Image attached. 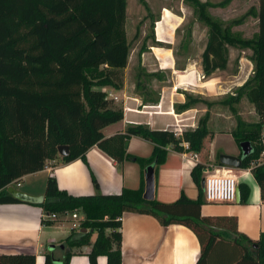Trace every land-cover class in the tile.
<instances>
[{
	"label": "trees",
	"instance_id": "1",
	"mask_svg": "<svg viewBox=\"0 0 264 264\" xmlns=\"http://www.w3.org/2000/svg\"><path fill=\"white\" fill-rule=\"evenodd\" d=\"M231 1L217 6L226 7ZM126 9L127 0H0V205L22 203L8 196L6 188L43 171L46 162L85 161L86 152L97 147L117 164H137L141 184L137 190L101 194L97 179L90 173L96 193L74 196L60 190L54 177H48L43 203L30 204L41 209V224L50 227L70 213L82 215L78 231L72 229L63 243L61 264H69L84 247H90V264H97L99 256H105L107 264H122L120 230L125 213L150 215L163 227L180 225L191 230L201 245L195 264H264V232L252 241L237 232L234 218L201 216V207L206 204L201 186L207 170L204 164H195L190 172L197 199L190 200L184 192L168 204L143 199L148 166H154L156 176L168 150L183 153V143L188 144V152H201L205 139L211 136L206 118L179 136L173 130L129 125L121 133L104 137V128L123 119V109L101 89L122 87L129 61ZM253 15L258 31L250 40L233 36L227 27L205 18L209 37L201 68L205 79L226 70L228 45L252 52L253 72L238 94L245 95L258 119L252 124L236 120L231 135L238 147L242 142L250 143L249 155L242 156L240 150V169H251L264 203V163L252 166L261 153L264 121V0H258ZM185 95L183 104L174 105L177 113L192 108ZM131 137L150 142L151 155L142 158L128 154L124 146ZM61 145L69 148L67 157L58 156ZM216 163L223 167L219 156ZM239 188L241 203H245L249 188ZM53 214L56 219L47 218ZM93 233L96 239L91 243ZM227 233L233 235V241L223 238ZM0 264H35V256L0 254ZM44 264H53L49 255Z\"/></svg>",
	"mask_w": 264,
	"mask_h": 264
},
{
	"label": "crops",
	"instance_id": "2",
	"mask_svg": "<svg viewBox=\"0 0 264 264\" xmlns=\"http://www.w3.org/2000/svg\"><path fill=\"white\" fill-rule=\"evenodd\" d=\"M168 31L169 22L166 20L161 24V32L165 35ZM142 60V65L147 69L148 74L164 73L168 76V80L165 82L158 76L152 80L147 78L144 86L136 90L134 84L128 82L124 75L120 89L102 88V91L116 98L115 101L113 100L114 104L123 109L122 121L103 129L105 138L123 132L129 125H146L152 130L159 131L194 129L198 124L199 115L205 110L192 107L176 113L174 105L184 103V92L195 91L199 95L217 98L216 96L228 93L230 88L241 87L253 72L252 60L245 57L238 58L237 70L227 78L230 86L226 91L220 86L221 80L216 75L226 73L231 67V59H228L227 70L218 71L207 78L206 88H203L205 79L201 64L193 65L188 60L184 70L180 72L175 69L174 61L171 59L165 61L158 56L153 58L143 55ZM127 67L124 69V74ZM220 108L222 106H218L217 110L221 111ZM215 120L218 123H225L227 127L211 129ZM235 125V121L224 113H211L207 122L211 136L205 139L201 152L196 153V160H191L189 153L168 150L167 159L155 176L154 199L161 203H173L179 199L182 192L190 200L197 199L198 191L190 177L192 168L195 164L202 163L207 167V175H210L218 168L214 165L217 153L219 156L238 157L240 147L231 135ZM219 138L227 142L226 147L223 145L224 149L218 144ZM125 143L127 144L125 150L130 155L142 158L151 155L152 144L148 141L131 137ZM234 171L237 173L239 186L246 185L249 188L246 202L241 203L240 192L239 203H206L201 207V216L212 219L234 218L237 232L256 241L264 232V203L260 198V189L251 169ZM90 173L97 179L101 194H119L123 189L137 190L141 184L140 168L137 164L128 161L117 164L97 147H92L86 152L85 161L76 159L63 164L56 160L52 171L43 170L30 174L44 175L41 179L43 187L30 186L22 193L29 196H44L46 180L52 176L56 179L60 190H65L74 196L93 195L95 189L91 183ZM42 218L41 209L27 203L0 205V254L34 255L35 264H44L45 256L49 255L53 264H61L65 257L63 243L72 229L78 231L82 215L78 212L70 213L62 219V222L50 227L41 224ZM214 231L222 232L219 229ZM120 232L122 264H195L200 256L201 245L191 230L180 225L163 227L150 215L125 213L121 218ZM223 238L233 241V235L230 233ZM95 239L96 233H93L90 242L93 243ZM89 251L90 247H84L82 253L71 258L69 264H90L87 256ZM97 264H107L106 257L99 256Z\"/></svg>",
	"mask_w": 264,
	"mask_h": 264
},
{
	"label": "rangeland",
	"instance_id": "3",
	"mask_svg": "<svg viewBox=\"0 0 264 264\" xmlns=\"http://www.w3.org/2000/svg\"><path fill=\"white\" fill-rule=\"evenodd\" d=\"M222 1L224 0H127L125 30L129 45V61L125 74L123 71V78L125 75L128 82L133 83L134 86L139 85V88L155 76L165 82L168 80V76L164 73L148 74L147 69L142 65L143 55L153 58L158 56L165 61L171 59L174 61L175 69L180 72L183 71L188 60L193 65L201 64L209 37L206 17L227 27L231 35L250 40L258 31V21L253 15L258 7V0H232L226 7H218L217 4ZM166 20L169 22V31L164 35L161 32V24ZM226 50L227 58L231 59V67L228 70L226 68V73H218L216 76L221 80L222 89L227 91L230 86L227 78L237 70L238 58L245 57L251 60L252 52L229 45ZM204 81L203 88H206L207 78ZM238 89L239 87L230 88L228 93L216 96L217 98L199 95L195 91L184 92L183 95L184 99L187 97L185 94L190 98V107L205 110L199 115L198 121L205 118L209 120L210 114L215 112L224 113L229 119H233L235 124L238 119L246 124L257 122L254 108L244 94H238ZM218 106L226 109L217 110ZM211 127L214 130L224 129L227 126L215 120ZM262 137L264 139V121ZM218 140H220L219 146L226 147V140L223 138ZM218 156L219 153L216 155L215 166ZM204 174L206 177L207 173ZM43 178L44 175L25 176L16 182L20 187L16 183L12 187L21 193L30 186L43 187L41 181Z\"/></svg>",
	"mask_w": 264,
	"mask_h": 264
},
{
	"label": "built area",
	"instance_id": "4",
	"mask_svg": "<svg viewBox=\"0 0 264 264\" xmlns=\"http://www.w3.org/2000/svg\"><path fill=\"white\" fill-rule=\"evenodd\" d=\"M109 99L116 100V98L112 97L111 94H108L107 96ZM174 133L176 136L181 135L182 131L178 128L177 130H174ZM183 153H189V157L191 160L197 159V154L193 152H188L189 146L187 143H183ZM264 163V139L261 141V153L259 156V159L252 163V166L263 164ZM54 166V161H48L44 165V170L46 171H52V168ZM250 169V168H249ZM236 169H231L227 167H218L215 169L214 173L207 175L205 177V184H204V199L206 203L209 204H228V203H234L236 201V189L239 186L238 182V176L237 173H235ZM206 173V172H204ZM18 187H20L19 183H16ZM12 185H9L6 190L9 187H12ZM47 218L50 219H56V215L48 216Z\"/></svg>",
	"mask_w": 264,
	"mask_h": 264
},
{
	"label": "water",
	"instance_id": "5",
	"mask_svg": "<svg viewBox=\"0 0 264 264\" xmlns=\"http://www.w3.org/2000/svg\"><path fill=\"white\" fill-rule=\"evenodd\" d=\"M126 143L124 148L126 147ZM240 150L242 156H247L251 153V146L249 142L240 143ZM58 156L61 158L67 157L69 155V148L65 145H61L57 148ZM241 157L229 156V155H220L219 162L223 167L231 169H240ZM206 172V170H204ZM205 179L202 180L201 186L204 189ZM154 189H155V173L154 166H148L144 171V192L143 199L145 201L154 200ZM7 195L15 198L16 200L22 203L40 205L44 201V196H29L24 193H21L15 190L13 187H9L7 190ZM236 203L240 202V188L239 186L236 189Z\"/></svg>",
	"mask_w": 264,
	"mask_h": 264
}]
</instances>
